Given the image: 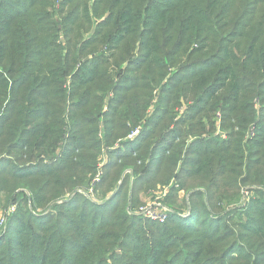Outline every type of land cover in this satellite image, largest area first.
Segmentation results:
<instances>
[{
    "label": "trees",
    "instance_id": "16d2710c",
    "mask_svg": "<svg viewBox=\"0 0 264 264\" xmlns=\"http://www.w3.org/2000/svg\"><path fill=\"white\" fill-rule=\"evenodd\" d=\"M38 1L0 0V148L10 156L17 150L18 161L26 159L23 165L0 164V194L17 190L11 188L17 181L36 180L40 186L30 192L32 204L40 208L55 199L51 193L58 196L61 190L74 188L82 175L87 178L94 171V177L103 150L102 140L93 138L100 119L109 148L133 131L130 125L143 119L136 114L152 106L156 91L151 118L135 140L110 151L113 160L105 171L117 167L118 159L131 160L142 152L150 158V165L146 174L133 172L127 178V185L132 180L131 194L152 187L164 166L177 167L179 162L190 168L181 177L184 184L199 177L207 188L192 195L197 218L179 220L174 213L164 223L124 216L125 199L119 188L102 204L76 195L56 206L57 213L44 216L19 206L15 196L14 202L0 205V209L18 205L0 234V264H110L111 260L113 264H264V0H115L111 22L118 32L107 41L113 52L88 59L75 74L70 62L74 66L77 60L67 58L65 75L73 76L75 90L95 89L107 77L103 67L114 55L117 58L126 41L130 49L122 50L120 61L127 66L124 70L119 66L111 78L107 90L113 98L106 118H77V110L89 100L79 105L72 102L73 133L68 137L61 120L50 121L33 107L37 103L34 95L46 99V93L38 89L50 85L51 75L62 76L43 62L49 38L36 20ZM236 27L239 31H229ZM136 42L141 50L132 56L136 44L131 45ZM95 43H84L81 50ZM96 89L95 97H99L96 93L103 89ZM145 90L148 103L133 109V101L139 99L136 93ZM182 100L187 110L182 118H173ZM257 100L263 106L258 112L254 108ZM217 111L226 138L215 135L217 118L211 122L209 112ZM124 113L127 118H118ZM205 120L213 127L210 133ZM188 123L190 129L184 135L182 126ZM86 124L93 125V130ZM188 135L191 141L183 151L179 138ZM125 147L128 150L122 152ZM242 186H254L255 194L246 220L236 221L226 213L240 208L223 206L222 201L230 203ZM216 210L225 214H215ZM210 220L219 226L206 229ZM231 220L242 234L222 226ZM109 228H119L121 234ZM231 236L241 238L243 244H228ZM236 247L239 252H234ZM190 248L196 252H187Z\"/></svg>",
    "mask_w": 264,
    "mask_h": 264
},
{
    "label": "rangeland",
    "instance_id": "374dc122",
    "mask_svg": "<svg viewBox=\"0 0 264 264\" xmlns=\"http://www.w3.org/2000/svg\"><path fill=\"white\" fill-rule=\"evenodd\" d=\"M115 0H97L95 3V0H79L70 2L68 0H39V8L38 15L36 16V20L40 21L41 27L47 32L48 38V48L49 52H46V54H43V62L44 64L47 62L46 67L54 69L55 73H62V76L56 77L55 75H51V81L50 85H47L45 89H38V92H45L47 97L45 100H42L39 96H33V98L37 99V103L33 105L35 108H39L42 110L44 114L50 118V121L52 120H61L65 132V137H68L73 133L71 131L70 127L71 125V114L69 113L70 107H73L72 102L77 101L76 105H79V102L83 99L89 100L88 104L86 106H83L81 109H78L76 112L77 118H106L105 114L107 110H109V103L110 99L113 98V93H110L109 88L111 78L115 76V73L117 72V68L119 66L120 69L124 70V68L127 66L126 63L121 65V61L124 58V53L122 50L127 52L130 47L127 45L126 41L124 45L120 48V50L117 51L116 56L117 58L110 59V62L108 65L103 67V70H108L106 75V79L99 81L95 85V89H79L75 90L74 87H71L72 82V75L66 76L65 73L67 69L65 68L66 64L64 63V60H67L69 58L70 60H74L76 58L77 63L73 64L70 62V66L74 68L73 73L75 74L77 70H79L88 59L93 58L96 55L101 54L102 52L106 51L107 53H112V46L108 48V40L113 37L114 34L118 32V28H116L112 22V12L113 8L112 5ZM120 7V6H119ZM112 8V9H111ZM111 12V13H110ZM229 30V29H227ZM239 31V28L230 29ZM49 31V34H48ZM128 40H133V37H129ZM90 41H96V43L88 48L86 50H81L84 46V43L90 42ZM136 44L135 48L136 50L132 52V56H138L139 50H141V47L139 45V42L132 43L131 47ZM79 46V48H78ZM118 49V48H117ZM60 61L59 65L58 62ZM166 69L165 71H167ZM175 70V69H174ZM173 70V71H174ZM169 71V70H168ZM172 71V72H173ZM159 71L157 70V73ZM170 71V73H172ZM69 73V72H68ZM70 74V73H69ZM50 79V78H49ZM96 87H100L103 89L102 92L96 93L99 97H95ZM137 96L139 99L137 101H133V109H137V106L139 108L144 107L149 100V92L147 90L143 91L142 93L138 91ZM152 94V93H151ZM155 99L152 100V106L148 107L145 111L140 110L136 115L139 116V118H143L138 124H134L133 127L130 125L132 132L126 135L124 138H118L116 139L117 142H114L115 145L111 147H106L105 143V128H104V121L103 119H100L98 123V129L99 131L94 134L93 138L96 140H102V146L101 149L102 152L99 153L97 157L96 162V172L98 170L99 173H101V178L99 182L93 183L95 176L93 177V172L85 178L84 175H82V180L76 183L75 190H72L74 188L67 187L66 189L61 190V192L58 194V196L55 195V193H51L50 196L54 197L55 199H52L48 201L44 207L38 208L35 204H32V193L30 191H33V189L38 188L40 185L37 186L36 180H23L20 184V181H17L13 183L12 187H17L18 189L15 191H9L4 192L0 194V205L4 206L11 202H14L12 198L17 196L20 204L19 206H23V208L27 211H31L35 215H49L50 212L57 213L58 210H56V206H59L63 203L64 200H69L72 197L81 196L85 200H89L91 203L95 204H102L110 199V197L117 191L119 188L120 191H122L123 200L125 199V209L123 211L124 216L127 218H133L134 216H139L143 219H148L146 215L140 214L141 208L146 209L148 206H150L152 203H159L161 202L163 206L167 210V215L170 217L172 214L176 213V215L179 217L177 219L183 220L187 218L195 219L197 216L194 215V199H192V195L194 192H199L201 190H206V186L203 184L202 180L199 177H195L192 179H187L186 184H184L181 180L182 175H184V171L187 169H190L188 165H182V162H179V165L174 166L172 168L168 167L167 165L163 167V170L161 172V176L157 179V182L152 187H144L140 189L137 193L131 194V191L128 190V188L132 184V180L129 182V184H125L127 181V178H129L131 175H133V172L135 173H142L146 174L147 166L150 165V158L148 156H145L144 153L139 152L133 155L134 159L137 158L135 161L134 159L127 160V159H118L117 163L118 166L111 168L110 172L105 171L106 166L109 164L110 160L112 159V156H110L111 150H117L121 146L123 148V144L125 142H128L130 140H135L143 129L144 122L147 120V118H151V115L154 111L155 104L157 102L158 96H156L157 91L154 93ZM75 105V106H76ZM100 105V108L97 109V107ZM263 107L261 105V102L259 100L256 101V105L254 106L255 110L258 112L260 108ZM77 109V108H76ZM131 109H129L130 111ZM187 110V105L184 100H182V106L178 107L176 109V114L173 116V118H182L183 112ZM71 112V110H70ZM105 112V113H104ZM220 111H217L215 113H210L209 116H211V122H214V118H217V132L215 135H222L226 138L227 133H223L220 130V119L221 114ZM127 113H124L123 116L118 118H127L125 117ZM186 118V117H183ZM205 123H207L208 130L210 133L212 131V125L209 123L208 120H205ZM190 123L182 126L183 134H188L190 126ZM90 127L93 130V125L86 124L85 127ZM174 127V126H173ZM179 127V126H178ZM138 130V134L130 138V135ZM235 130H237L235 128ZM240 132V131H236ZM190 135H188L187 138H179V143L181 142L184 147L183 151L186 150V142L187 144L190 143L191 139L189 138ZM250 137V135L248 134ZM160 136H154L152 139L151 147L156 143L155 141L158 140ZM224 138V139H225ZM247 138V137H246ZM1 143V142H0ZM65 144V139L63 142L59 144V148H57L56 152L60 151ZM128 148L125 147V149L122 150V152L127 151ZM18 151L15 150L12 155L8 154L6 152V149L0 148V164L3 165L4 163L6 166H9V161H12L15 166L17 165H23L25 164L26 159L24 160H17V157L15 154H17ZM141 158H143V161L141 162ZM113 160V159H112ZM182 160H184V157H182ZM35 162V161H34ZM167 167V168H166ZM95 170V169H94ZM96 175V174H95ZM184 180V179H183ZM134 181V180H133ZM20 184V186H18ZM122 184V187L120 185ZM257 188H260V186L255 185ZM132 187V186H131ZM134 187V186H133ZM254 186L250 187H243L239 191V195L237 194L235 197H232V201L230 203H227V201H222L223 206H230L235 207L236 210L239 209V211H234L232 213H226V215H234L231 216V218H235L236 221H239L241 218L245 221L246 215L249 213V202L250 199L254 196L255 192L252 189ZM263 188V186H261ZM118 190V191H119ZM117 191V192H118ZM64 194V195H63ZM58 201L56 202V200ZM234 199V200H233ZM12 200V201H11ZM229 200V199H227ZM57 204V205H56ZM17 205V204H16ZM18 206V205H17ZM6 208V207H5ZM4 209V207H1V211ZM233 210V209H231ZM226 211V210H225ZM54 213V214H55ZM225 214L221 210H216L215 214ZM193 214V216H192ZM168 217V218H169ZM229 219V218H228ZM152 221V220H151ZM160 222V221H157ZM166 222V221H165ZM164 223V222H161ZM217 226H219L217 223L210 220L206 225V229H215ZM229 226L232 230H236L237 233L242 234V231L240 228L235 226L234 221H225L222 225ZM224 229V228H223ZM211 230V231H212ZM109 232H114L116 234H121V231L119 228H109ZM14 232V231H13ZM12 233V232H11ZM1 234V233H0ZM189 238V237H187ZM232 241H237L241 244H243L244 240L241 238L235 239L233 236L228 238L226 242L228 244H231ZM239 248H234V252H239ZM187 252L193 254L196 252V249L190 248L187 250ZM238 253H235L234 256H237ZM120 255V254H119ZM110 264H113V261H109ZM250 264H254L252 261ZM257 264V263H255ZM258 264H261L259 262Z\"/></svg>",
    "mask_w": 264,
    "mask_h": 264
},
{
    "label": "built area",
    "instance_id": "2783aa9c",
    "mask_svg": "<svg viewBox=\"0 0 264 264\" xmlns=\"http://www.w3.org/2000/svg\"><path fill=\"white\" fill-rule=\"evenodd\" d=\"M137 134H138V130L134 131L130 135V138L135 137ZM99 171L100 170L97 171L95 175L96 178L94 179L93 183L100 181L101 173H99ZM16 210H17L16 204H11L8 207L4 208L2 211L0 209V233H2L5 230L9 218L16 212ZM166 212L167 210L161 202L152 203L146 209L141 208L140 210V214L142 213L146 215L152 221H160V222H165L168 219L169 216L167 215Z\"/></svg>",
    "mask_w": 264,
    "mask_h": 264
}]
</instances>
